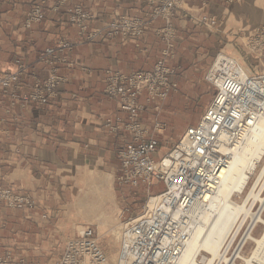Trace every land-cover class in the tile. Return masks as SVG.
Returning <instances> with one entry per match:
<instances>
[{
  "label": "crops",
  "instance_id": "1",
  "mask_svg": "<svg viewBox=\"0 0 264 264\" xmlns=\"http://www.w3.org/2000/svg\"><path fill=\"white\" fill-rule=\"evenodd\" d=\"M260 1L180 0L171 17L173 52L165 61L175 70L172 79L176 89L164 100H147L145 91L137 98L144 127L152 129L155 121L163 124L153 133L158 148L167 137L163 110L174 105L179 83L180 90L188 89L180 80L181 66L200 72L214 50L206 49L207 41L220 43L224 34L232 31L257 32L264 25ZM34 4L42 6L44 18L27 28L25 18ZM73 6L88 10L91 27H98L115 13L146 17L155 4L152 0H0V70H12L14 60L20 58L29 74L44 78L46 65L39 60L43 50L59 41L71 44L70 49L60 52L64 61L56 64L66 81L47 104H17L11 108L7 98L0 95V186L14 188L36 201L35 208L24 209L0 203V226L5 224L3 220H15L17 234L20 228L35 223L58 227L63 220L70 226L99 220L105 207L116 208L120 197L113 181L120 167L118 152L131 137L124 130L111 131L105 126L107 119L115 124V116L126 117L116 100L104 92L105 71H150L164 48L156 34L166 25L161 18L150 22L137 39L117 35L92 42L83 40L68 22V9ZM201 13L216 18V26L204 28L189 18V14ZM159 184L143 187L152 191Z\"/></svg>",
  "mask_w": 264,
  "mask_h": 264
},
{
  "label": "built area",
  "instance_id": "2",
  "mask_svg": "<svg viewBox=\"0 0 264 264\" xmlns=\"http://www.w3.org/2000/svg\"><path fill=\"white\" fill-rule=\"evenodd\" d=\"M152 2L155 7L146 17L115 13L98 27H91L92 15L88 10L81 6L68 9V22L75 26L81 39L89 42L117 35L137 39L153 20L161 18L166 22L156 31L164 48L152 70L128 74L110 69L105 71L104 92L108 98L116 100L118 108L126 115L125 118L115 116V124L107 119L105 126L111 131L124 130L131 137L118 152L117 182L147 188L154 182L164 185L161 192L148 196L139 215L122 224L116 264H176L187 242L203 223L202 213L215 197L223 178L222 171L228 166L232 154L241 149L246 134L264 121V67L260 72H253L237 59L225 55L221 67L214 68L213 64L207 73L206 78L214 86L215 94L198 122L187 127L167 153L154 158L158 140L144 127L137 98L145 91L147 100H164L176 89V82L172 79L175 70L165 61L173 52L175 33L171 17L180 0ZM43 18L42 6L34 4L26 15L24 26L29 28ZM189 18L208 29L217 24L216 18L205 13L189 14ZM70 48L69 42L59 41L56 46L43 50L39 60L46 65L44 78L29 74L25 62L16 58L12 70H0V95L7 98L11 108L17 104H47L66 81L56 64L64 61L60 52ZM162 128L163 124L155 121L152 130ZM153 196L158 200L148 206ZM0 203L11 209L36 206L35 199L28 194L1 186ZM242 236L232 254L240 244L241 249L245 246L246 242L241 243ZM14 262L10 250L0 253V264ZM107 263L96 228L88 225L64 241L62 255L55 264ZM252 264L261 263L253 260Z\"/></svg>",
  "mask_w": 264,
  "mask_h": 264
},
{
  "label": "rangeland",
  "instance_id": "3",
  "mask_svg": "<svg viewBox=\"0 0 264 264\" xmlns=\"http://www.w3.org/2000/svg\"><path fill=\"white\" fill-rule=\"evenodd\" d=\"M260 5L262 8L264 7V0L260 1ZM262 20H264V14ZM263 26L257 32L251 34L245 31L238 34L236 32L233 33V31L232 33L228 32V34H224L223 38H221L220 43L214 42L213 39L207 41L205 45L206 49L214 50L211 56L208 57L209 62L202 67L200 72L190 69L184 70V67L181 66L180 80L188 89L180 90L179 83V96L175 98L174 105L162 112V116L167 122V129L164 132V134H167V137L166 140H161L158 153L154 156L155 159L167 153L170 146L178 141L185 129L196 124L202 116L215 91L214 86L207 80L206 76L219 54L237 59L244 68L253 72H260L263 69ZM149 130L153 133L155 132L152 129ZM252 179H254V175L251 177ZM251 180L242 193L233 196L234 201L239 202L244 197ZM119 184L115 176L113 185L115 186V190L118 191L117 197H120L117 198L116 208L113 210L106 205L108 207L101 210L99 220H87V222L77 223L73 226H70L67 220H63L64 224L58 227H55L53 224L38 225L35 223L29 227L20 228V233L18 234L16 232L18 229H13V222L14 224L16 223L15 220H3L5 224L0 226V253L10 250L15 261L14 264H55L62 255L64 241L74 236L81 227L92 225L96 228L99 243L107 255V264H116L119 248V230L122 224L129 218H133L142 212L148 196L153 192L164 189L161 182L159 185L154 186L152 191H147L143 185L132 186L126 189L121 188ZM261 194L264 196V187ZM258 207L259 204L254 207V211ZM262 217L264 218V211ZM246 223L235 237L228 251L226 249V255L232 254L238 240L245 232ZM263 228L264 225L262 223L257 224L251 232L252 235L257 237ZM253 247L254 242L247 241L243 247L242 254L245 256L249 255ZM201 254L199 260L203 256L209 255L204 251ZM236 263L242 264L243 260L237 259Z\"/></svg>",
  "mask_w": 264,
  "mask_h": 264
},
{
  "label": "bare ground",
  "instance_id": "4",
  "mask_svg": "<svg viewBox=\"0 0 264 264\" xmlns=\"http://www.w3.org/2000/svg\"><path fill=\"white\" fill-rule=\"evenodd\" d=\"M225 57L220 54L214 62V68L221 67ZM222 173L217 193L202 213L203 223L187 242L184 253L176 264H237V259H242V264H252L253 260L264 264V228L257 237L251 233L257 224L264 225V196L261 194L264 187V121L246 134L241 149L232 154ZM253 175L254 179L251 180ZM250 180L244 197L239 202L234 201L233 196L242 193ZM157 200L158 197L153 196L148 206H152ZM258 204V209L254 211ZM245 223L241 243L249 240L254 242L250 254L243 255L240 244L232 255H226V248ZM202 251L209 255L201 256L199 260Z\"/></svg>",
  "mask_w": 264,
  "mask_h": 264
}]
</instances>
